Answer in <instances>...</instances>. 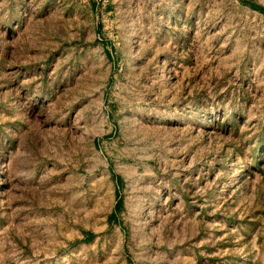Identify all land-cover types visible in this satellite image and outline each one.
<instances>
[{"label":"rangeland","instance_id":"rangeland-1","mask_svg":"<svg viewBox=\"0 0 264 264\" xmlns=\"http://www.w3.org/2000/svg\"><path fill=\"white\" fill-rule=\"evenodd\" d=\"M255 1L0 0V264H264Z\"/></svg>","mask_w":264,"mask_h":264},{"label":"trees","instance_id":"trees-1","mask_svg":"<svg viewBox=\"0 0 264 264\" xmlns=\"http://www.w3.org/2000/svg\"><path fill=\"white\" fill-rule=\"evenodd\" d=\"M252 6H254V7H256V8H258V9H260V10H262V11H264V7L263 6H261V5H257V4H255V3H250ZM259 150H260V148L258 149V152L257 153H259ZM119 203V202H118Z\"/></svg>","mask_w":264,"mask_h":264},{"label":"water","instance_id":"water-1","mask_svg":"<svg viewBox=\"0 0 264 264\" xmlns=\"http://www.w3.org/2000/svg\"><path fill=\"white\" fill-rule=\"evenodd\" d=\"M250 1H252V2H256L255 0H250ZM256 3H258V2H256Z\"/></svg>","mask_w":264,"mask_h":264}]
</instances>
